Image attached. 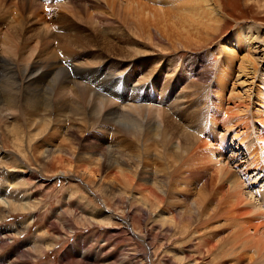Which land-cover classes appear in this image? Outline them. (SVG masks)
Returning a JSON list of instances; mask_svg holds the SVG:
<instances>
[{
    "label": "bare ground",
    "instance_id": "obj_1",
    "mask_svg": "<svg viewBox=\"0 0 264 264\" xmlns=\"http://www.w3.org/2000/svg\"><path fill=\"white\" fill-rule=\"evenodd\" d=\"M229 1L233 0H3L4 6L19 11L21 21L18 20L19 31L11 29L6 39L7 58L0 57V125L5 126L6 142L11 147V155L2 152L5 146L0 141V159L16 158L24 169H29L27 164L35 165L40 171L63 176L65 180L75 177L87 190L102 169L103 191L109 196L103 199L121 204L120 211L131 214L134 228L151 210L154 214L176 204L171 180H176L177 173L184 182L183 202H189L188 192L196 186L186 179L202 178L205 183L197 191L200 199L185 208L184 221L166 227L188 244L186 263L203 264L207 259L208 264H264V69L259 62V53L264 52V29L247 24L243 30L238 27L230 36L216 41L227 24L225 4ZM263 2L244 0L245 6ZM46 8L49 15L54 11L60 14L54 20L59 28H68L67 34L57 38L62 59L56 50H51V45L57 43L50 33L51 26L44 32L27 33L31 28L29 19ZM47 19L44 14L43 20ZM117 28L126 30L128 39L119 37ZM212 43L224 62L207 66L204 83L210 84L207 90L214 99L212 105L218 107L225 119L218 118L215 123V108L211 105L197 111L195 128L184 127L164 109L146 104L150 100L141 95L136 85H132L130 94H125L124 77L134 60L144 66L158 65L167 60L166 56L201 50ZM19 49L21 56L17 54ZM80 52L83 55L76 59ZM200 78L203 75L198 77L202 85ZM116 79H120L118 83ZM121 85L123 88L119 89ZM189 88L198 90L192 83ZM9 117L14 118L13 122L8 121ZM217 129L222 132L218 139L213 134ZM95 131L110 133L115 145L94 140ZM87 133L84 147L80 138ZM229 133L244 149L246 167L252 169V175L245 180L237 171L239 167L229 166L232 164L225 152H213L216 142L224 150ZM119 135L123 141L115 138ZM58 139L60 143L55 144L53 140ZM29 177L34 178L33 173ZM20 184L15 187L20 188ZM20 194L13 197L9 192L7 199L0 200V223L6 217L2 211L29 213L30 204H23ZM162 210L156 217L167 221ZM83 213L81 217L89 227H102L109 221L107 213L94 209H84ZM67 215L75 222L79 220L74 213ZM33 217L25 226L28 229L35 223ZM219 217L227 232L222 241L217 240V232L206 227ZM70 228L74 229L73 225ZM21 236L22 231L15 228L14 234L0 233V253L7 247V239ZM165 245L158 248L152 240V256L157 258ZM76 255L66 253L65 259H74ZM85 260L89 259L83 258L78 264ZM11 264L26 263L19 256Z\"/></svg>",
    "mask_w": 264,
    "mask_h": 264
},
{
    "label": "rangeland",
    "instance_id": "obj_2",
    "mask_svg": "<svg viewBox=\"0 0 264 264\" xmlns=\"http://www.w3.org/2000/svg\"><path fill=\"white\" fill-rule=\"evenodd\" d=\"M244 6V0H233L225 4L226 13L228 15L227 24L224 26V31L216 41L223 39L226 36H230L232 31L238 27H241L243 30L247 27V24H257L264 29V2L259 5L252 3L247 4L245 7ZM5 7L6 6H4L3 0H0V57L4 58L7 55L6 52L9 51L5 45L6 39L9 37V32L11 29H17L19 31L18 27H20L18 21L20 20L19 11L14 7H9L10 9L6 7L5 11ZM5 12H8V14ZM48 13L46 8V10L37 14V17L29 19V21L27 20L29 22L28 27L31 26L27 33L28 35L33 32L37 34L40 30L41 32H44L47 26H51L50 33L53 34L55 43L57 42L56 44L51 45V50H56L58 57L62 59L63 56H61V51L58 49L60 41L58 42L57 38L60 34H67L68 28H59L57 26L58 24H55V15L58 16L60 14H57L56 11H54L52 15H49L50 13ZM44 14L48 19L50 17L53 18L43 20ZM25 19L26 16L23 23L27 22ZM81 23L83 22L81 21ZM121 30L122 28L115 29V31L118 32L119 37L128 39V32L123 29L121 35ZM87 31L89 32V30ZM115 31L114 33H116ZM262 40H264V35L262 36ZM215 43H212L210 46L201 50L182 52L174 55L172 54L169 57L166 56L164 59L167 60H163V62L158 65L147 63L144 66V64L141 65L134 60L133 63L130 64V67H127L128 70H126L127 75L131 73L133 74L134 72V77L126 78L127 75L124 77L123 82L126 89L125 94H130L132 85H136L141 89V95L143 97H148L150 100L146 102V104L151 103L154 107L164 109V111L170 115L168 116L172 120L182 124L184 127L192 126L191 128H195L197 111L211 107L214 102L212 95L207 90L209 89L210 84L208 82H206V84L204 83V80L207 79V76H205L207 74L206 70H208L207 66H212L214 64L215 66L222 65L224 62V57L221 54H218V51L214 47ZM32 44L33 43H31V45ZM76 50L77 48L74 49V51ZM70 51H72L73 54L74 51ZM17 54L21 56L20 49L17 51ZM82 55L83 52H80L76 55V59ZM93 56L98 57L97 54H93ZM259 57L261 58L259 61L261 63V67L264 69V52L259 53ZM131 60H127V62H130ZM186 60L187 63L185 64ZM107 62L108 61H105L104 63ZM101 72L102 70L98 69V73L101 74ZM168 72L169 74H167ZM180 72H182V74H180ZM201 75H203V79L200 78L203 81L202 85H200L201 82H198V77ZM140 78H142V80L138 81ZM119 80L120 79H116L117 83ZM146 80L149 83L145 82ZM190 82L195 84L198 90L195 91L190 89ZM198 85L200 86L201 91H199ZM120 87L121 88L119 89L123 88L122 85ZM213 108H215V123L218 118L225 119L224 114L219 111L216 105H212V109ZM208 111L212 112L211 109ZM8 119L10 122H13L14 120L13 117H9ZM190 122L194 125H189ZM0 126V129L2 128L0 132V141L1 144L5 146V148L3 147L1 150L2 152L9 153L11 151V147H9L10 144L6 142L8 133L5 132L6 129L4 125L1 124ZM208 128L212 129V126L208 125ZM218 129L213 132L217 139L219 138L220 133H222ZM233 131L236 133V128ZM83 133L81 134V137ZM95 133L96 136H93L94 140L101 139L103 142L115 145V140L110 133L101 134L97 131H95ZM195 133H198V131ZM86 136H88V133L87 135L85 134V138H80L81 141H84V147L86 143ZM233 136L234 134L232 133L227 134V144L226 147H224V150H222L223 146H220L218 142L213 144L212 149L215 153L225 152V157L228 158L232 164L229 166L239 167L237 168L238 170H236L240 172L242 179L244 178L243 180H245L252 175V169L251 167H246V165H248L247 156L244 149L238 146V143ZM115 138L118 141H123V139L120 138V135ZM60 141V139L56 142L53 140L55 144H59ZM9 154L11 155V153ZM18 164L19 161L16 158H13V161L0 159V200L3 198L7 199V194L9 192L13 195V197L16 193L20 192L21 194L18 197L22 199L23 204H26V202L27 204H30V208L28 211L29 213L26 212L24 215L20 213L16 214L11 210L2 211L6 217L5 220L0 223V233L5 234L9 232V234H14L15 228L22 231V236L20 238H11L12 240L7 239L8 245L6 249L0 253V264H11L12 260H15L16 257L19 256L23 258V262L26 264H78V261L83 260V258L89 259L85 260V262H87H83V264H187L185 256L189 251L188 244L182 243L179 235L173 233L172 231L168 232L167 228H170L171 226L173 227L181 223V221L183 222L184 220H182V215L186 211L185 208L188 207V204L190 205L193 201L200 199L199 192L197 193V191H199L205 183L202 178L190 177L186 179L189 184L195 182L196 186L190 185L191 190L188 192V196L191 201L189 200V202H183L182 187L184 186V182L181 179L182 176H179L177 173L176 180L175 178L172 179L176 182L174 183V181L171 180V187L173 186L172 191L175 192L173 198L176 204L173 203L174 205H167V208L164 210L160 209L163 212H166L167 217L165 219L167 221L156 217L160 210L154 214L151 210L144 216L145 219H139L140 223L137 225L138 227L134 228L132 225L131 214L128 215V211L127 213H125L126 211H120V208H122L121 204H117L114 201L113 203H109L108 201L105 202L103 199V197L109 196L103 191L105 188L102 187L104 178L102 169L98 178L95 180V183L92 184L93 189L90 187L91 189L87 190L80 179L75 177H70L69 180H65L63 176L57 177L51 172L45 173L40 171V169H38L35 165L28 166L27 164L29 169H26L23 165L25 167L24 169L20 164ZM151 164L152 163H150V165ZM102 166L103 164H101V167ZM172 168L173 166L170 169ZM184 170L185 169H183V171ZM31 173H33L34 178L29 177L31 176ZM21 175L22 177L24 175L23 179L19 178ZM72 176H74V174ZM184 176H186V174H184ZM14 178L17 180L11 183V180ZM116 180L117 183H120L118 179ZM16 184H20L18 185L20 188L15 187ZM12 186L15 187V189ZM259 186L260 184L256 185V188ZM126 192L128 193V191ZM127 193H125V197L128 196ZM131 194H134V189L131 190ZM128 201L129 203L132 202V197H130ZM84 209H88V211L94 209L105 214L107 213L108 215H106L109 216V221L105 222L102 227H89L83 220L84 218L81 217L84 216ZM69 213L76 214V218H79V220L77 219L75 222L70 215H67ZM85 213L90 212L85 211ZM33 216H35V223L32 222L31 227L28 229V227L25 226H28L27 223L29 224L33 220L30 219ZM173 219L174 222L172 223ZM219 219H215V222H212L211 225L207 224L206 227L210 231L213 230L217 232V240L219 239L222 241L221 239H224L227 232L226 228L223 226V221ZM144 221L147 225L143 226ZM161 223L165 225L163 226ZM71 225H73L74 229L70 228ZM147 233L149 234L147 235ZM142 235H144V239H142ZM80 240L82 242H80ZM152 240L155 242L157 247H161L163 244H166L165 247L161 249L157 258H154L151 254L152 250L150 245ZM167 243H169V245ZM35 250L37 253H35ZM66 253H76L77 257L74 259H65ZM209 262L210 261L207 259H205L204 262L202 261L203 264H208Z\"/></svg>",
    "mask_w": 264,
    "mask_h": 264
}]
</instances>
